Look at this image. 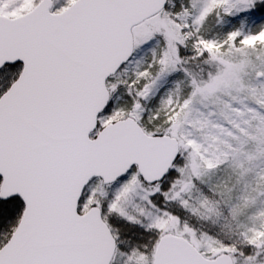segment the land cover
Returning a JSON list of instances; mask_svg holds the SVG:
<instances>
[{
    "label": "snow or ice",
    "instance_id": "1",
    "mask_svg": "<svg viewBox=\"0 0 264 264\" xmlns=\"http://www.w3.org/2000/svg\"><path fill=\"white\" fill-rule=\"evenodd\" d=\"M0 264H264V0H0Z\"/></svg>",
    "mask_w": 264,
    "mask_h": 264
}]
</instances>
